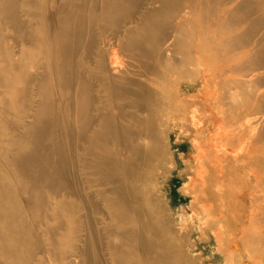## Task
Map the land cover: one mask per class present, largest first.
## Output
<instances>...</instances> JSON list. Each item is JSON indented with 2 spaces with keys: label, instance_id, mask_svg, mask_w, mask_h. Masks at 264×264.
I'll return each instance as SVG.
<instances>
[{
  "label": "bare ground",
  "instance_id": "1",
  "mask_svg": "<svg viewBox=\"0 0 264 264\" xmlns=\"http://www.w3.org/2000/svg\"><path fill=\"white\" fill-rule=\"evenodd\" d=\"M160 10L165 16L172 14L175 20L158 40L151 32L159 22L160 16L156 15ZM204 10L205 14H199ZM0 11L5 13L3 25L8 22L19 30H28L17 59L13 58L18 71L31 68L22 93L28 97L27 109L31 110V119H26L23 130L33 138L32 146L23 142V152L12 157L17 173L31 184L33 195L25 210H42L45 205V210L54 208L55 214L57 208L70 204L59 197L63 190L88 211L89 205L94 207L101 201L113 209L117 219L135 220L139 213L145 214L147 207H158L156 198L146 195L144 185L152 162L158 159L155 156L161 153L155 127L170 116L159 107L167 102L166 82H173L166 77L178 71L175 63L187 64L192 54L202 55L207 61L221 57L225 62L224 72L228 73L222 94L227 98L225 105L234 108L215 111L221 99L213 89L206 111L215 126L221 124L229 140L240 141L250 150L249 161L256 160L254 151L259 139L255 125L264 113V104L237 106L235 93L246 75L245 68L251 70L255 83L264 86V0H0ZM132 21L133 27L128 26ZM193 21L194 27H185ZM106 23L108 28H104ZM119 36L117 48H113V39ZM167 41L176 50L169 60L164 55L169 49ZM27 44L30 51L25 48ZM121 50L128 54V64L119 63L117 53ZM232 68L238 73L235 79ZM259 92L264 94V89ZM217 138L218 132L213 134V139ZM56 141L63 144L64 150L58 144L52 154L44 153L47 144L54 146ZM75 143L82 150L78 163L73 157ZM207 146L206 151L211 148ZM196 147L204 152L199 145ZM219 150L215 147L213 157H203L209 166L185 182L195 203L206 209L220 208L218 216L225 207L227 189L223 187L225 170ZM198 162L204 166L201 160ZM52 172L59 173L55 181ZM3 182L0 179V185ZM95 185L107 186L95 190ZM260 189L262 200L258 201H264V185ZM257 190L254 183L242 190V206L249 202L251 206L248 212L242 208L238 215L236 249H253V243L261 245L262 241L253 238L256 224L264 219L253 201ZM34 197H38V203ZM84 217L88 235L94 236L88 212ZM140 223L133 231L136 242L132 252L145 263L166 264L165 248L148 239V223ZM39 246L45 251L41 243ZM90 247L88 254L94 258L96 244Z\"/></svg>",
  "mask_w": 264,
  "mask_h": 264
},
{
  "label": "rangeland",
  "instance_id": "2",
  "mask_svg": "<svg viewBox=\"0 0 264 264\" xmlns=\"http://www.w3.org/2000/svg\"><path fill=\"white\" fill-rule=\"evenodd\" d=\"M164 14L163 10L157 13L156 16H160L159 22L151 32V36H157L158 40L163 38L161 36L164 31L170 30L175 20L172 14ZM199 14H205V10ZM4 16L5 13L0 11V179L4 180L0 185V264H149L132 252V245L136 242L133 231L140 227V222L148 223L147 238L165 248L168 256L163 260L166 264H264V219H261L259 225L256 224L253 236L258 242L262 241L261 245L253 243V249L234 248V244L239 242L236 239L238 215L242 208L248 212L251 206V202L242 206V190L251 188L253 183L258 189L257 199L253 201H256L257 210L260 209L261 215H264L260 189L264 185V157L261 156L264 152V113L259 116L255 125V133L259 139L254 151L257 158L249 161L250 153H247L250 150L240 141L229 140L223 134L221 124L217 123L216 127L208 115L209 110L206 111L209 93L213 89L216 92L213 94L218 100L221 99L217 107H214L215 111L232 106L234 108V105H225L227 98L222 94L228 72H224L225 62L221 57L216 61H207L202 55L192 54L187 58V64H183L185 61L175 63L178 71L166 77L173 82H166L167 102L159 110L168 111L170 116L159 121L155 127L160 137L161 153L155 156L158 159L152 162L147 173L148 181L144 185L147 188L146 195L156 198L158 207H147L144 209L145 214L139 213L135 220L117 219L113 216V209L101 201L97 205L95 203L94 207L89 205L88 211L77 198L74 199L72 194L67 193L69 191L63 190L64 193L59 197L70 204L63 205L59 210L57 208L55 214L54 208L45 210V205L42 210H25L24 206L33 195L31 184L28 178H22L17 173L19 170L12 157L16 152H23L20 146L23 142L32 146L33 138L23 130L26 119H31L28 117L31 110L27 109L28 97L22 93L31 68L18 71L13 58L17 59L18 48L27 40L28 30H19L15 24L8 22L3 25L1 19ZM137 21L140 22L139 18ZM25 22L29 23L28 20ZM134 23L129 22L128 26L133 27ZM194 24L195 21L185 27L192 28ZM106 25L104 28L109 27L108 23ZM151 26L152 23H148V27ZM118 38L121 36L113 39V48H117ZM165 45L169 49L164 55L169 60L175 56L176 50L170 47L169 41ZM25 48L30 51L31 46L28 47L27 44ZM117 55L119 63H129L130 58L126 52L121 50ZM245 70L243 74L246 75L237 84L241 86L235 93L237 106L242 104L246 107L249 102L264 104V94L259 92L264 86L254 82L250 69ZM232 72V79H235L238 73L233 68ZM259 86V90H255ZM168 88L171 89L167 90ZM174 88H178V91ZM230 90L233 91V88ZM147 109L148 107L146 111ZM217 132L216 141L213 134ZM56 142L53 143L54 146L47 144L44 153L49 151L52 154V149H56L58 144L64 150L63 144ZM208 144L211 148L206 151ZM198 145L204 152L198 151ZM215 147L220 149L225 170L223 187L227 188L224 195V208L227 209L223 208L220 216V208L206 209L196 204L192 198V190L185 185L189 177H194L197 172L209 166L203 157H213ZM73 150V157L78 163L81 146L75 143ZM200 160L204 163L203 167L198 162ZM51 174L54 181L59 177L58 172ZM253 174H258V177L253 178ZM106 186L95 185L92 188L96 190ZM258 198L261 200L258 201ZM33 200L39 202L38 197ZM228 206L233 210H229ZM4 212L9 215L5 216ZM86 212L93 222L94 236L88 235L84 217ZM245 227L250 228L248 224ZM40 243L45 251L40 250ZM92 243L96 244L94 258L88 254Z\"/></svg>",
  "mask_w": 264,
  "mask_h": 264
}]
</instances>
